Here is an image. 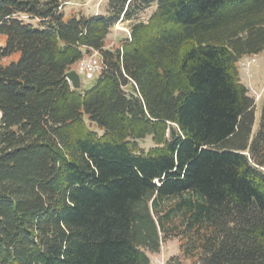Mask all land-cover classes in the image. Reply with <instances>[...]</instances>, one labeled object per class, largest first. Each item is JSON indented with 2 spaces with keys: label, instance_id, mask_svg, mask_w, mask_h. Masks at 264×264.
Instances as JSON below:
<instances>
[{
  "label": "trees",
  "instance_id": "1",
  "mask_svg": "<svg viewBox=\"0 0 264 264\" xmlns=\"http://www.w3.org/2000/svg\"><path fill=\"white\" fill-rule=\"evenodd\" d=\"M60 10L0 0V264H150L171 238L194 264H264V100L253 134L238 67L264 53V0ZM92 53L100 74L73 90Z\"/></svg>",
  "mask_w": 264,
  "mask_h": 264
},
{
  "label": "rangeland",
  "instance_id": "2",
  "mask_svg": "<svg viewBox=\"0 0 264 264\" xmlns=\"http://www.w3.org/2000/svg\"><path fill=\"white\" fill-rule=\"evenodd\" d=\"M61 3V12L65 16H84L90 17L98 14H105L106 1L107 0H59ZM153 9L146 11L141 20L146 21L151 15ZM129 23H118L110 31L109 35L105 39V47L107 49L115 50L120 48L123 40L129 38ZM5 44V38L0 35V47ZM99 56L92 53L89 57ZM87 57V58H89ZM18 59V55H14L7 62L15 61ZM255 63L251 65L247 71L243 70L238 64L240 80L247 87L249 95L255 101V122L253 126V134L256 133L264 100V53L254 56ZM76 67L73 66L72 70ZM81 88L80 91L89 89L95 82V80H85L83 76H80ZM139 146L147 151L154 147L153 142L148 137L142 142H139ZM180 242L178 239H167L161 243L160 251L157 254H148L150 264H194L193 261L186 260L180 253Z\"/></svg>",
  "mask_w": 264,
  "mask_h": 264
},
{
  "label": "built area",
  "instance_id": "3",
  "mask_svg": "<svg viewBox=\"0 0 264 264\" xmlns=\"http://www.w3.org/2000/svg\"><path fill=\"white\" fill-rule=\"evenodd\" d=\"M97 54V53H95ZM98 55V54H97ZM255 63L253 57L244 58L240 61V66L243 70L247 71L248 68ZM76 72L79 76H83L85 80H93L98 74H100L102 69V61L95 56L84 58L76 64Z\"/></svg>",
  "mask_w": 264,
  "mask_h": 264
},
{
  "label": "water",
  "instance_id": "4",
  "mask_svg": "<svg viewBox=\"0 0 264 264\" xmlns=\"http://www.w3.org/2000/svg\"><path fill=\"white\" fill-rule=\"evenodd\" d=\"M65 77L73 90H80L81 88L80 76L76 72V70H72L68 72Z\"/></svg>",
  "mask_w": 264,
  "mask_h": 264
}]
</instances>
